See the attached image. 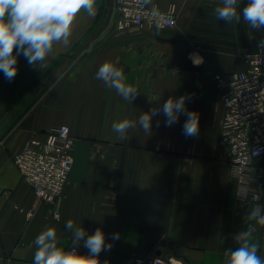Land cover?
<instances>
[{"label": "crops", "instance_id": "crops-1", "mask_svg": "<svg viewBox=\"0 0 264 264\" xmlns=\"http://www.w3.org/2000/svg\"><path fill=\"white\" fill-rule=\"evenodd\" d=\"M247 3L238 5L241 21L226 24L214 12L221 0H153L158 10L175 9L173 27L120 30L115 0H96L95 16L82 10L68 44L55 45L43 68L30 67L21 55L11 82L0 72V264H33V241L46 227L55 228L58 246L69 250L68 220L88 234L103 230L113 247L99 258L109 264L154 258L223 264L224 251L239 247L234 235L255 224L247 219L252 209L264 210V160L243 180L236 174L221 145L225 111L214 84L216 74L243 70L242 49L264 39V29L243 21ZM188 58L198 71L184 68ZM106 61L138 86L131 104L95 78ZM182 95L198 115L197 136L182 134L184 115L171 127L162 114L153 117L150 134L137 125L124 140L112 131L114 121L138 120ZM60 125L70 127L76 146L56 219L13 157ZM240 193L259 197L245 200ZM253 242L264 257V226L256 225ZM78 251L87 254L83 241Z\"/></svg>", "mask_w": 264, "mask_h": 264}, {"label": "clouds", "instance_id": "clouds-1", "mask_svg": "<svg viewBox=\"0 0 264 264\" xmlns=\"http://www.w3.org/2000/svg\"><path fill=\"white\" fill-rule=\"evenodd\" d=\"M143 6H152L150 14L159 15L153 0H138ZM241 0H221V5L214 10L218 20L231 24L241 21L238 5ZM96 0H0V72L11 82L17 75L18 57L23 56L30 67L43 68L51 56L55 45H67L71 35V26L77 15L83 10L88 16L96 14ZM243 21L250 29H264V0H248L242 9ZM264 49V40L258 45ZM97 80L107 87L114 88L116 93L128 103H132L140 94L137 85L127 82L122 69L113 62L106 61L100 65L95 74ZM187 95L179 98L169 97L162 106L153 107L142 112L138 120L124 118L114 121L112 131L117 139L127 138L129 129L139 127L146 133L152 131L153 117L163 115L164 126L171 127L179 121L181 115L186 117L182 126V134L186 138L195 137L199 132V119L195 112L188 111ZM156 126H160L157 120ZM257 204L247 219L255 221L248 223L246 228L234 235L233 239L239 247L235 250L224 251L223 264H264V257L258 255L260 244L253 242L256 225L264 226V214ZM65 227L72 232V247L65 250L58 246L55 228L46 227L34 239L35 252L33 264H109L108 260L101 261V252L110 251L112 243H106L103 230L97 228L92 234L83 227H77L68 220ZM113 241L119 239L114 233ZM87 249V254L78 251L80 242Z\"/></svg>", "mask_w": 264, "mask_h": 264}, {"label": "built area", "instance_id": "built-area-1", "mask_svg": "<svg viewBox=\"0 0 264 264\" xmlns=\"http://www.w3.org/2000/svg\"><path fill=\"white\" fill-rule=\"evenodd\" d=\"M120 30L131 27H173L175 9L159 11L153 17L151 7H143L138 0H115ZM256 44L241 51L243 70L216 74L214 84L224 107L221 145L238 177L255 172L264 160V49ZM76 140L68 125L57 126L42 138H33L13 161L22 177L41 202L48 204L54 218L59 219L58 204L69 183L74 166L73 151ZM241 199H258V194L240 193ZM145 264L144 260H138ZM147 264H172L171 260L151 259Z\"/></svg>", "mask_w": 264, "mask_h": 264}, {"label": "water", "instance_id": "water-1", "mask_svg": "<svg viewBox=\"0 0 264 264\" xmlns=\"http://www.w3.org/2000/svg\"><path fill=\"white\" fill-rule=\"evenodd\" d=\"M184 68L187 69V70H195V71H198L200 69L199 66L197 65H194L192 60L190 58H188L184 64ZM161 255V252H157L156 254V257H159ZM151 260V259H150ZM146 261V264L150 261Z\"/></svg>", "mask_w": 264, "mask_h": 264}, {"label": "bare ground", "instance_id": "bare-ground-1", "mask_svg": "<svg viewBox=\"0 0 264 264\" xmlns=\"http://www.w3.org/2000/svg\"><path fill=\"white\" fill-rule=\"evenodd\" d=\"M198 61V60H197ZM174 264H176L175 262H174Z\"/></svg>", "mask_w": 264, "mask_h": 264}]
</instances>
